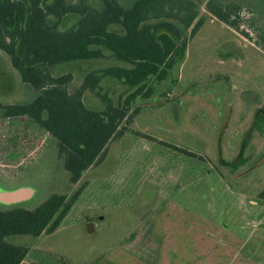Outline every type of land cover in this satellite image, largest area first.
I'll use <instances>...</instances> for the list:
<instances>
[{
	"label": "rangeland",
	"instance_id": "obj_1",
	"mask_svg": "<svg viewBox=\"0 0 264 264\" xmlns=\"http://www.w3.org/2000/svg\"><path fill=\"white\" fill-rule=\"evenodd\" d=\"M191 1L204 22L172 70L177 82L164 95L139 98L129 130L79 182L70 181L51 134L25 116L0 119V192L34 189L10 205L35 208L53 192L85 184L56 234L8 236L29 247L28 264H120L113 257L124 253L109 252L135 242L137 259L125 264H156L152 246L160 244L176 255L161 264H264V132L254 131L248 163L234 170L221 162L237 157L256 111L264 110V0ZM210 1L229 5L239 28L214 15ZM63 66L76 90L96 64ZM102 84L118 97L119 86ZM36 93L0 49V103L28 102ZM84 98L104 106L94 92ZM249 163L258 165L244 172ZM8 206L0 200V208Z\"/></svg>",
	"mask_w": 264,
	"mask_h": 264
},
{
	"label": "trees",
	"instance_id": "obj_2",
	"mask_svg": "<svg viewBox=\"0 0 264 264\" xmlns=\"http://www.w3.org/2000/svg\"><path fill=\"white\" fill-rule=\"evenodd\" d=\"M208 9L239 28L229 5L210 1ZM198 15L191 0H0V49L22 81L37 91L28 102L0 103V119L25 116L51 134L70 181L79 182L105 158L109 143L129 130L139 98L158 91L164 95L175 85L172 70L185 59L189 38L204 22ZM80 61L96 67H88L81 88L71 90L73 73L61 68ZM102 82L119 86L118 97ZM88 90L99 96L102 108L86 104ZM255 130L264 132L263 108L256 111L237 157L222 159L224 165L235 170L251 160L248 147ZM257 165L249 163L244 172ZM84 186L71 194L53 192L35 208H0V264H27L29 247L8 236L55 231Z\"/></svg>",
	"mask_w": 264,
	"mask_h": 264
},
{
	"label": "crops",
	"instance_id": "obj_3",
	"mask_svg": "<svg viewBox=\"0 0 264 264\" xmlns=\"http://www.w3.org/2000/svg\"><path fill=\"white\" fill-rule=\"evenodd\" d=\"M8 204H10V203H8ZM69 213H67V215H68ZM67 215L65 216V218L63 219V221L61 222V224H60V226L55 230V231H53V232H43L41 235H40V238H42V237H44L45 236V234H49L50 236L51 235H54V234H56L59 230H61V228L62 227H64L65 225H64V222H65V219H66V217H67ZM91 219V217H89V220ZM82 221H83V223L84 224H86V223H88L89 221H88V216H87V218H86V216L82 219ZM159 225H160V222H159ZM158 225V226H159ZM47 236V235H46ZM137 242H135V243H131V244H127V245H125L124 247L123 246H121V247H117V248H114L112 251H110L109 252V256H111V254L112 253H114V252H117V253H124V254H118L116 257L114 256L113 257V259L114 260H117V262H119L120 264H125V259H127V260H131L132 258H133V255H132V253H134L133 252V249L135 248V250L137 249ZM47 247V245H45V247H44V250L46 251V250H49V251H51V249L50 248H46ZM141 247V246H140ZM152 248H154L153 249V251H157V253H158V256H157V259L156 258H154V260H156V264H158V263H162V262H166L168 259L170 260V258H172V257H174V256H176L175 254H174V256L172 255H170L169 254V252H172V250L171 249H173L172 247H170V246H166L165 244H160V245H157L156 247H155V245L154 246H152ZM151 248V249H152ZM142 251L145 249V247L144 246H142V248H140ZM150 249V250H151ZM149 250V251H150ZM112 257V256H111ZM108 259V258H107ZM133 259H137V257L135 258H133ZM24 262L25 263H27L28 264V262L26 261V258L24 259ZM192 263V262H191ZM189 264V263H188ZM192 264H194V263H192Z\"/></svg>",
	"mask_w": 264,
	"mask_h": 264
},
{
	"label": "water",
	"instance_id": "obj_4",
	"mask_svg": "<svg viewBox=\"0 0 264 264\" xmlns=\"http://www.w3.org/2000/svg\"><path fill=\"white\" fill-rule=\"evenodd\" d=\"M34 193V189L27 188H18L15 190L0 192V200L4 203H14L26 198H29Z\"/></svg>",
	"mask_w": 264,
	"mask_h": 264
}]
</instances>
